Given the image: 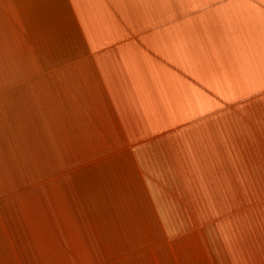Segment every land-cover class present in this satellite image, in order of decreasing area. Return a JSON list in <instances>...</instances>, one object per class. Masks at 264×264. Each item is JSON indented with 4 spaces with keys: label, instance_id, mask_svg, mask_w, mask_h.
Instances as JSON below:
<instances>
[{
    "label": "rangeland",
    "instance_id": "1",
    "mask_svg": "<svg viewBox=\"0 0 264 264\" xmlns=\"http://www.w3.org/2000/svg\"><path fill=\"white\" fill-rule=\"evenodd\" d=\"M172 1L166 15L102 17L107 45L23 56L4 81L0 264H188L264 247V0L144 6ZM86 27V44L102 35ZM108 93L144 103V120L125 112V129L92 111Z\"/></svg>",
    "mask_w": 264,
    "mask_h": 264
},
{
    "label": "crops",
    "instance_id": "2",
    "mask_svg": "<svg viewBox=\"0 0 264 264\" xmlns=\"http://www.w3.org/2000/svg\"><path fill=\"white\" fill-rule=\"evenodd\" d=\"M144 1L153 0H0V95L6 91V78H17L16 70L22 57L27 56L30 59L24 60L26 63L32 62H52V55L47 49H62L66 41H82V47H101L105 46V41L112 38L107 37L112 31L110 23L102 21V17L115 16L125 10L127 14L144 15L145 9H157L166 15L175 11V2L164 3L162 6H144ZM170 1V0H165ZM119 9V11H118ZM87 20L86 33H101V36L88 39L92 43L86 44L85 37H79V32L83 31ZM96 28L91 29L96 25ZM130 28V25L127 23ZM132 32V30H130ZM69 33L72 34L69 36ZM259 44V43H258ZM251 42L250 48H259V45ZM32 47L37 49L39 55H22L21 49ZM43 57V59H37ZM72 58V55H66ZM253 57V56H252ZM82 60L81 55H76L74 61ZM254 66L246 70H253ZM202 70V68H201ZM100 96L99 94H96ZM141 94L140 96H143ZM108 103H98L92 108V111L108 113L107 121L115 119L117 125L125 129H131L132 123L125 122V117L129 115L140 116L144 120V103H141L142 109H136V106H121L112 103V97L108 93ZM132 96V95H130ZM135 97L130 101L138 99ZM133 97V96H132ZM100 101V98H98ZM136 102V101H135ZM131 108V109H129ZM119 112H123L120 114ZM129 113L127 115L126 113ZM134 113H136L134 115ZM102 116V115H101ZM132 119V117H130ZM5 122L0 119V142L5 139ZM110 124L107 123V126ZM10 126V125H8ZM12 126V125H11ZM101 126V125H100ZM100 128L99 126H96ZM134 136H140V142L144 143V123L141 126H135ZM127 136V135H126ZM133 136V134H129ZM264 244V243H263ZM212 256L214 254H211ZM235 255V254H227ZM233 257H212L205 255V258L199 261H189L188 264H264V247H256L251 253H241Z\"/></svg>",
    "mask_w": 264,
    "mask_h": 264
}]
</instances>
